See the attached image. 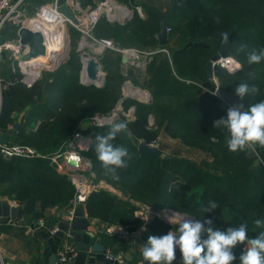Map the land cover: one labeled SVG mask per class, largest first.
Segmentation results:
<instances>
[{
  "label": "trees",
  "instance_id": "16d2710c",
  "mask_svg": "<svg viewBox=\"0 0 264 264\" xmlns=\"http://www.w3.org/2000/svg\"><path fill=\"white\" fill-rule=\"evenodd\" d=\"M31 1L36 6L47 0ZM131 1L138 5L136 0ZM81 2L84 6L96 4L95 0ZM140 5L145 17L135 10L131 20L121 23L103 15L93 32L98 38L113 39L121 47L148 48V60L140 66L144 68L143 81L134 75L133 68L124 71L120 52L106 48L100 56L107 71L103 85L81 83L78 73L82 62L77 50L80 31L71 26V48L59 68L44 71L32 86L17 80L0 93V131L9 132L20 121L7 142L0 141L2 146L28 145L42 153L57 150L71 134L81 130L78 123L82 119L113 110L122 96L124 82L132 79L151 93V100H123L125 108H136L135 120L127 124L128 131L135 139L158 141L163 152H141L139 143H133L126 133L121 134L114 143L127 147L134 158L128 169L121 170L122 178L116 182L104 175L94 153L95 137L105 134L110 124L86 129L94 137L83 152L90 158L97 180H105L124 194L120 196L103 187L92 189L85 202L87 214L106 224L123 225L130 232L144 225V245L148 236L175 232L178 225L159 215L144 220L136 214L141 206L152 211L171 209L198 219L203 215L201 209L215 201L218 208L204 215L211 217L217 227L233 226L229 219L236 225L246 222L249 231L257 235L262 229H256L254 220L264 221V166L250 151L233 153L227 149L226 130L215 129L213 123L226 116L231 104L204 86H214L206 64L223 46L220 34L228 32L230 54L241 62V67L233 72L218 68L215 73L220 88L235 93L239 83L255 84L260 92L244 97L246 109L264 100V61L249 65L246 60L253 48H264V0H170L167 10L148 1ZM162 19L170 27V42L159 46L155 33L160 30ZM240 44L248 47L237 51ZM250 71L255 72L256 79H251ZM12 77L15 75L10 74ZM150 115L154 117L152 125ZM170 139L176 140L178 147L171 148ZM2 146L0 196L23 204V215L28 221L47 218V210L64 206L75 197L76 186L48 156H7ZM100 238L103 243L118 242L130 249L126 239L106 232ZM241 247L235 249L237 257ZM138 254L136 250L135 255ZM176 257L173 264H181L178 249ZM134 260L129 259L128 264Z\"/></svg>",
  "mask_w": 264,
  "mask_h": 264
},
{
  "label": "built area",
  "instance_id": "2783aa9c",
  "mask_svg": "<svg viewBox=\"0 0 264 264\" xmlns=\"http://www.w3.org/2000/svg\"><path fill=\"white\" fill-rule=\"evenodd\" d=\"M114 2L118 3L116 1ZM63 3L70 6L77 17V21H73L59 9L61 6L59 0H47L46 2L36 6L31 0H0V34L5 35V42L0 44V51L5 49L7 51V59L10 60L12 68L20 69L22 76L19 78L20 80L18 79L19 81L25 83L27 86H32L43 71L54 70L61 63V61L64 60V54L67 50L68 44L70 43L71 26H74L78 31H80V36L78 38L79 50H82L84 45H92L94 48L92 50V55L88 54L81 56L82 64L80 76L82 81L87 77L86 59L94 56L100 61V56L106 48L118 51L123 57L131 59V63H129L131 65L140 67L145 64H141L139 62V57L142 54H147L149 56L151 53L150 51L141 50L136 47H121L111 38H98L94 35L93 29L103 15H105L109 20L111 16H121L115 13L116 9H112L110 6L111 2L108 0H95L96 4L94 7L89 4L86 6L82 5L81 0H63ZM32 6H34V10H31ZM120 6L128 8L131 12L133 11L134 14L136 10L140 16H145L143 8L140 4L135 5L132 9L129 8V6ZM22 27H28L33 31H40L42 33L44 44L46 46L45 55L31 58L25 63L19 60L21 54H26L30 50L29 46H22L20 43L19 32ZM169 30L170 27L168 26V31ZM83 41H85L86 44H83ZM84 53L86 52L84 51ZM219 67L224 68L229 72H233L241 67V62L232 55L227 57L220 56L213 62L214 71H216V68ZM99 73H101V76L103 77L102 70ZM84 74H86L85 77ZM217 81L218 80L215 77V79H213L214 86L211 87L207 85L204 86V88L209 90L211 93L216 92L215 95H219V85ZM129 83V81H126L124 86L126 87ZM4 88L8 89L9 87L0 77V93H2ZM144 90L147 92L144 98H148L151 93L147 89ZM128 94L132 93H128L124 90L121 98L118 100V108L113 109L112 112L109 113V116H104L102 118H99V116L94 117L104 124L113 123L114 119L120 116V112L125 114L128 118H134L135 115L132 114L134 105L129 107V112L119 109L122 108L121 103L126 97H128ZM149 123L151 125L154 123V117L152 115L149 117ZM79 133L80 131L73 133L68 137L66 142L70 144L71 148H63V146H61L57 150L50 153H42L28 145L5 144L2 146L0 142L2 152L7 156H48L51 163L57 170L66 173L77 189L75 197L70 201L71 207L69 211L72 214L79 205L84 206L89 193L92 191L90 184L85 181L83 175L84 172L91 171L92 162L90 158L86 157L82 153V150L85 148L83 146L85 144H82V141L85 139H74L76 134ZM149 144L152 147H155L159 143L154 140L149 142ZM76 145L80 149H73ZM70 162L88 167L89 169L75 168ZM14 204L19 205L16 201H14ZM142 212V210H137L136 214L140 216V213L142 214ZM72 220L73 216H70L68 217L69 225L62 226L60 224H56L49 227L50 234H57L59 231H63L64 233L62 245L57 253L59 264H71L80 254L79 247L74 240V232L71 229ZM39 222H44V219L39 218ZM106 232L122 239H129L139 238L140 236L142 237L143 229L138 228V230L130 232L127 227L123 225L111 224L106 227ZM5 252V249L0 248V264H6ZM104 258L110 264H128L127 253L122 246L107 247L104 250Z\"/></svg>",
  "mask_w": 264,
  "mask_h": 264
},
{
  "label": "clouds",
  "instance_id": "9594fccd",
  "mask_svg": "<svg viewBox=\"0 0 264 264\" xmlns=\"http://www.w3.org/2000/svg\"><path fill=\"white\" fill-rule=\"evenodd\" d=\"M218 22V18H217ZM221 44L229 46L230 33L222 32ZM248 46L240 44L237 51H243ZM249 65H257L264 61V48H253L246 56ZM248 75L256 79L254 71ZM260 89L247 82L239 83L235 88V96L243 101L245 96H255ZM214 95L216 92L213 93ZM215 129H224L227 132L226 146L230 152L237 153L250 151L257 153V146L264 148V100L251 104L247 109L241 103H233L226 110V116L214 121ZM127 134L133 139V134L128 131L126 122H113L108 131L95 137L94 153L100 163L105 176L113 181L121 180V170H126L134 158L127 147L114 143L118 136ZM218 208L215 201H209L201 209L203 215L194 219L182 216L176 231L170 230L162 236L150 235L141 248V255L148 264H173L176 260L177 249L181 254V264H264V221L255 219L254 224L258 231L255 237L249 235L248 224L239 223L221 229L214 224L211 217L205 213H212ZM173 215H179L172 213ZM171 216L168 218L171 223ZM241 247L237 257L235 249Z\"/></svg>",
  "mask_w": 264,
  "mask_h": 264
},
{
  "label": "crops",
  "instance_id": "0c3cea01",
  "mask_svg": "<svg viewBox=\"0 0 264 264\" xmlns=\"http://www.w3.org/2000/svg\"><path fill=\"white\" fill-rule=\"evenodd\" d=\"M166 2L168 5H165L164 7H161L158 3L155 4H157L162 10H166L170 5V0H167ZM5 61L6 60H4V62ZM1 64L2 63H0V66ZM257 153L258 154L255 153V155L264 166V148L257 146ZM101 181L102 182L97 187L107 188L116 192L120 196H124L121 190L103 180ZM0 201L14 204L15 200L7 196H0ZM70 205L71 203L69 202L64 206L50 208L46 212L47 218L44 219L41 217L44 219V222H39V219L28 221L26 217H24V219L8 217L5 221H0V248L5 249L6 251V264H59L57 253L62 245L63 237L57 234H50L49 227L56 224L62 226L69 225V222L66 221V213L70 210ZM146 207L147 209H144V206L139 209L143 211L142 214L140 213V216L147 221L153 216V211L150 207ZM85 221L88 225V229L87 232H84L83 242L87 244V247L80 248V254L71 264H110L104 258V250L109 246L119 247L120 244L118 242L113 245L103 243L100 234L106 232V227L111 224H106L99 221L98 218L90 217L87 214V211L85 214ZM144 227V225H141L139 228L144 229ZM131 239L135 240L137 238H129L126 240L129 242ZM95 243H101L103 249H95ZM142 246L143 240L141 245L138 246L137 251H139V254L137 256L135 255L136 251L132 252L131 250V243L130 249H125L128 259L131 253L133 254L132 259H135L131 264H144L142 255L140 254ZM54 257H56L55 263Z\"/></svg>",
  "mask_w": 264,
  "mask_h": 264
},
{
  "label": "water",
  "instance_id": "95a60500",
  "mask_svg": "<svg viewBox=\"0 0 264 264\" xmlns=\"http://www.w3.org/2000/svg\"><path fill=\"white\" fill-rule=\"evenodd\" d=\"M104 1V0H102ZM59 2L61 3L60 6V10L62 12L65 13L66 16H68L70 19H72L73 21H77V17L74 14V12L72 11V9L70 8V6L66 3H63V0H59ZM134 16V12H130L128 14H123L121 16H111L110 20L111 21H118L121 23H125L128 20H131ZM168 25L165 21V19L161 20L160 23V30L157 31L155 33L156 38L158 39L159 45L160 46H164V45H168L170 40L168 37ZM19 36H20V43L22 46H29V52L26 54H21L19 60L23 63H25L26 61H28L31 58H35L38 56H42L46 54V46L44 44V40H43V35L40 31H33L28 27H22L20 29L19 32ZM5 42V35L0 34V44H3ZM230 46V45H229ZM229 46H222L219 50V52L214 55L213 57H211L210 60H208L207 64H206V68H207V75L210 79H215V71L213 68V62L216 61L220 56L221 57H227L230 54V50H229ZM7 59V51L5 49H2L0 51V63L4 60ZM148 60V55L147 54H142L139 57V62L141 64L146 63ZM123 61L127 62V63H131V59H127L126 57H123ZM102 69V64L101 62L96 59L94 56L89 57L86 59V72H87V77L83 80V82L85 84H96L98 86L103 85L105 78L104 76L102 77L101 73H99ZM100 74V75H99ZM100 80V81H98ZM218 85H219V81H217ZM218 93L219 96L222 97L223 99H225L226 101H228L230 104L233 103H241L243 104L244 108L246 109L245 103L244 101H240L238 97L235 96V93L231 92V91H227L224 90L222 88H220V86L218 87ZM128 97H133L136 98L138 100H143V101H150L151 100V95L148 98H144L141 96H138L137 94H128ZM118 122V121H115ZM20 126V121H16L11 130L9 132H1L0 131V141L2 142H7L8 140V136L10 134H12L14 132V130H16L18 127ZM139 150L141 152H155V153H162V149L156 145L155 147H152L149 143L145 142V141H141L139 143L138 146ZM166 157H172L170 154L165 153ZM71 163V162H70ZM71 165H73L75 168L78 169H89L88 167H84L82 165H77V164H73L71 163ZM23 209H24V205H15V204H11L9 202L6 201H0V221H5L8 217L11 218H17V219H24V215H23ZM166 211H171V209H164ZM85 207L83 205H79L74 213L72 214L70 211H67L66 216L67 219L66 221H68V217L73 216V220L71 223V229L74 232V240L75 243L77 244V246L79 248H86L87 244L83 242V236H84V232H87L88 229V225L85 221ZM165 218V217H164ZM166 219V218H165ZM169 220V219H167ZM57 235L62 236L64 235L63 231H59L57 233ZM132 245L131 250L132 252H135L138 249V246L141 245L142 243V237L140 236L137 239H131L129 241ZM94 248L97 250H102L103 246L101 243H95L94 244ZM55 256V255H54ZM54 263L56 261V257H54ZM133 258V254L131 253L129 255V259ZM53 263V260H52ZM144 264H148V262L143 260Z\"/></svg>",
  "mask_w": 264,
  "mask_h": 264
},
{
  "label": "rangeland",
  "instance_id": "374dc122",
  "mask_svg": "<svg viewBox=\"0 0 264 264\" xmlns=\"http://www.w3.org/2000/svg\"><path fill=\"white\" fill-rule=\"evenodd\" d=\"M114 1H116V2H118L119 3V5H124V6H129V8H133V6L135 5V4H133V2L131 1V0H114ZM113 1V2H114ZM137 1V4H140L141 2H143V1H148V2H151V3H158V5H160L161 7H164L165 5H168L167 4V0H136ZM115 3V2H114ZM117 3V4H118ZM169 7H170V5H169ZM169 7L167 8V9H169ZM166 9V10H167ZM143 11H144V9H143ZM144 14H145V11H144ZM145 17V16H144ZM159 43V42H158ZM83 44H85V43H83ZM198 44H203V43H198ZM160 46V45H159ZM71 48V38H70V43L68 44V47H67V50H66V52H65V56H64V58L68 55V52H69V49ZM138 49H141V50H145V51H147V49L148 48H144V49H142V48H138ZM77 50L78 51H80V57L82 56V55H88V54H93L92 53V50H93V46L92 45H84V47L82 48V50H79V39H78V43H77ZM84 51L86 52V53H84ZM89 52V53H88ZM61 61V60H60ZM63 61H61V63H62ZM2 64H1V66H0V77H1V79L3 80V82L5 83V84H7L8 85V87L10 88L12 85H14V83L22 76V73H21V71H20V69H17V68H15V69H13L12 68V66H11V63H10V60L9 59H7L5 62L4 61H2L1 62ZM60 63V64H61ZM59 64V65H60ZM58 65V66H59ZM131 64H129V63H127V62H125V65L123 66V68H124V71L126 72L129 68H133V71H134V75H136L137 77H138V79L140 80V81H143V78H144V76H145V73H144V68H142V67H139V66H137V68H136V66H134V65H131ZM57 66V67H58ZM57 67L54 69V70H50V71H55L56 69H57ZM59 68V67H58ZM219 68H221V67H219ZM218 68H216V70H217ZM222 69H224V68H222ZM102 73H103V76H104V78H105V76H106V73H107V71L103 68V66H102ZM224 70H226V69H224ZM18 73H20L21 74V76L20 77H18L17 76V74ZM10 74H14L15 75V77H12V78H10ZM43 74H44V71L42 72V74L39 76V78L35 81V82H38L40 79H41V77L43 76ZM78 76H79V81L81 82V83H84L83 81H82V79H81V76H80V71H79V73H78ZM215 77H216V79H217V76H216V73H215ZM20 80V79H19ZM218 80V79H217ZM98 81H100V80H98ZM126 81H129L130 83L129 84H132V85H134L135 87H137V88H140L141 90H144V88H142L141 86H138V85H136L133 81H132V79H128V80H126ZM125 81V82H126ZM125 82H124V84H123V88H122V94H123V92H124V90L126 91L127 90V85H126V87L124 86L125 85ZM211 82L214 84V82H213V79H211ZM120 107V106H119ZM121 107L122 108H119V109H121V110H124V111H126V112H129V107L128 108H125L124 107V103L122 102L121 103ZM118 108V102L116 103V105H115V107H114V109H117ZM135 111H136V108H135V106H134V108H133V113L132 114H134L135 115ZM110 112H112V110L110 111ZM110 112H108V113H96V114H94L92 117H90V118H86V119H82L79 123H78V127H79V129H81V130H79V131H81L82 132V134H84L85 135V138H83V139H85L84 141H82V144H85V145H83L84 147H89L90 146V142L91 141H93V137H94V134L93 133H91V132H89V133H87L86 132V129H91V127H95V126H101V125H107V124H104L103 122H100V121H98L94 116H99V118H102V117H104V116H109V113ZM133 120H135V117L134 118H128L127 116H125V114H123L122 112H120V116L119 117H116L115 119H114V122L115 121H118V122H126L127 124L128 123H130L131 121H133ZM150 124V123H149ZM151 125V124H150ZM13 126V125H12ZM12 128V127H11ZM89 135H90V137H91V139H90V137H89ZM88 140V141H87ZM141 141H144L143 140V138H139V139H135V138H133V143H135V144H138V143H140ZM70 142V141H69ZM169 146L172 148V147H178V143H177V141L176 140H169ZM67 147H70L71 148V146H70V144L68 143V142H66L64 145H63V148H67ZM73 149H80L77 145L75 146V147H73ZM82 153L85 155V153L83 152V150H82ZM86 156V155H85ZM87 157V156H86ZM83 175H84V179H85V181L87 182V183H89L90 184V186H91V188H96L102 181L101 180H97V178H96V173L92 170V168H91V171H87V172H84L83 173ZM104 182H106L105 180H103ZM108 183V182H107ZM144 206V205H143ZM142 207V206H141ZM141 209V208H140ZM139 209V210H140ZM144 209H147V207L146 206H144ZM173 212H177V213H179V214H182L183 212H178V211H175V210H172ZM167 213H170V212H168V211H165V210H159V211H153V216L154 215H159V216H161V217H165L166 219H168L169 217H167ZM183 214H185V215H187V216H190V217H192V218H194L192 215H190V214H187V213H183ZM195 219V218H194ZM172 220V222L174 223V224H176V225H178V221H179V219H171ZM229 222L233 225V226H235L236 224L234 223V222H232V221H230V219H229ZM249 235L251 236V237H255L256 236V234L254 233V232H252V231H249ZM79 250H80V248H79ZM129 260V259H128Z\"/></svg>",
  "mask_w": 264,
  "mask_h": 264
},
{
  "label": "bare ground",
  "instance_id": "6f19581e",
  "mask_svg": "<svg viewBox=\"0 0 264 264\" xmlns=\"http://www.w3.org/2000/svg\"><path fill=\"white\" fill-rule=\"evenodd\" d=\"M109 2H111V7L112 9H116L115 10V13L117 15H122V14H128L130 13L131 11L128 9V8H125L123 6H120L119 4L117 3H114L113 0H108ZM83 43H85V41H83ZM86 44V43H85ZM86 76V74H84V77ZM128 93H134V94H137L138 96H141V97H145L146 96V91L145 90H141L140 88H137L135 86H133L132 84H127V90H126ZM85 135L82 134V132L80 131L79 134H76V136L74 137V139H82L84 138ZM170 213H167V217H170L172 215V213H175V212H171V211H168ZM177 213V212H176ZM179 214V213H177ZM182 216H187L185 214H179V215H173L171 216V219H180ZM187 217H190V216H187Z\"/></svg>",
  "mask_w": 264,
  "mask_h": 264
}]
</instances>
